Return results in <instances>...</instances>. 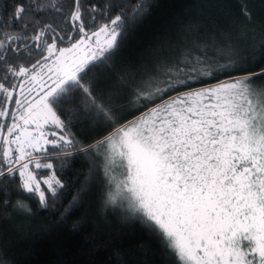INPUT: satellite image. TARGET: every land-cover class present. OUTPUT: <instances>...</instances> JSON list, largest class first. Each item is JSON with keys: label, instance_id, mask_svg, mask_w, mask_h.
<instances>
[{"label": "snow or ice", "instance_id": "obj_1", "mask_svg": "<svg viewBox=\"0 0 264 264\" xmlns=\"http://www.w3.org/2000/svg\"><path fill=\"white\" fill-rule=\"evenodd\" d=\"M196 7L175 55L158 53L143 74L105 65L111 86L98 88L89 73L111 57L146 0L103 8L93 0H13L0 16V178H19L11 191L0 186V204L13 228L23 226L7 209L25 219L32 209L11 197L27 194L47 208L65 187L53 160L75 149L102 162L105 202L136 214L176 264H264V60L244 54L257 42L264 48V28L255 32L264 0ZM206 29L214 38H203ZM65 106L103 122L91 142L71 132ZM40 170L51 175L38 178ZM89 192L86 182L77 198ZM7 252L0 243V264H12Z\"/></svg>", "mask_w": 264, "mask_h": 264}, {"label": "trees", "instance_id": "obj_2", "mask_svg": "<svg viewBox=\"0 0 264 264\" xmlns=\"http://www.w3.org/2000/svg\"><path fill=\"white\" fill-rule=\"evenodd\" d=\"M42 2L37 0V3ZM93 2L103 8L122 0ZM146 3L147 9L141 16L127 21L118 48L111 57L89 73V77L95 76L100 81L98 88L111 86V76L105 65L114 68L116 73L134 67L143 74L159 63L158 53L175 55L181 27L199 11L196 0H146ZM12 6L13 0H0V16L10 13ZM262 28L264 24L258 16L257 37ZM13 31L21 33L22 29L17 26ZM203 38H214L213 32L206 29ZM244 54L252 56L254 62L264 60V48L259 47L258 42L255 47L249 46ZM69 107L65 106L64 118L71 132L81 142H91L104 127L103 122L88 119L92 114L90 109L68 113ZM47 128L59 131L54 126ZM62 155L56 154L53 163L65 187L58 196L50 198L47 208H41L35 198L29 199L27 194L11 197L13 205L22 200L32 209L30 219L13 214L11 206L7 209L11 219L16 225H22V229L13 228L4 219L5 209L0 204V243L7 245L6 256L12 264H176V258L164 240L148 231L136 214L126 207L105 202L100 160L75 149L67 158H61ZM49 175L50 170H40L38 178ZM116 175L119 177V172ZM13 179L16 182L10 185ZM86 182L90 192L87 199L81 201L77 198L78 193ZM18 184V177L0 178V186L9 191ZM3 198L4 194L0 193V200Z\"/></svg>", "mask_w": 264, "mask_h": 264}]
</instances>
